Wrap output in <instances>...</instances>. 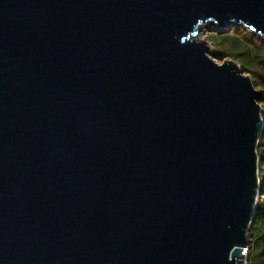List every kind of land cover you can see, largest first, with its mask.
Returning <instances> with one entry per match:
<instances>
[{
	"label": "water",
	"instance_id": "water-1",
	"mask_svg": "<svg viewBox=\"0 0 264 264\" xmlns=\"http://www.w3.org/2000/svg\"><path fill=\"white\" fill-rule=\"evenodd\" d=\"M210 24L264 0H0V264L245 263L263 92Z\"/></svg>",
	"mask_w": 264,
	"mask_h": 264
},
{
	"label": "trees",
	"instance_id": "trees-1",
	"mask_svg": "<svg viewBox=\"0 0 264 264\" xmlns=\"http://www.w3.org/2000/svg\"><path fill=\"white\" fill-rule=\"evenodd\" d=\"M209 39L218 49L211 54L217 60L230 56L239 60L258 91L263 92L258 103L264 117V42L254 37L248 29L232 26L230 31L215 29L208 33ZM259 181L262 194L257 204V216L248 232V264H264V134L258 147Z\"/></svg>",
	"mask_w": 264,
	"mask_h": 264
},
{
	"label": "rangeland",
	"instance_id": "rangeland-1",
	"mask_svg": "<svg viewBox=\"0 0 264 264\" xmlns=\"http://www.w3.org/2000/svg\"><path fill=\"white\" fill-rule=\"evenodd\" d=\"M234 26V25H233ZM232 27V26H231ZM231 27L230 28H228V27H225V28H223V29H221V30H224V31H230V29H231ZM236 27H240V26H236ZM243 28V27H242ZM215 29H219L218 27H216L215 25H212V24H210V25H206V26H204L203 28H202V30L199 32V34H198V36H197V38L199 39V40H206L207 41V43H208V45H209V55L212 57V58H214L213 57V55H211V54H213V53H215V51L218 49L216 46H214L213 45V43H212V41L209 39V37H208V33H212L213 31H215ZM244 29H246V28H244ZM253 35V34H252ZM254 37H257V38H259V39H261L260 37H258V36H256V35H253ZM261 41H263L264 42V40L263 39H261ZM217 62H219V63H222L223 61H226V60H234L236 63H238V65L241 67V69H243V67H242V65L240 64V62H239V60H237V59H234V58H231L230 56H226V57H223L222 59H220V60H217L216 58H214ZM244 71V70H243Z\"/></svg>",
	"mask_w": 264,
	"mask_h": 264
},
{
	"label": "built area",
	"instance_id": "built-area-1",
	"mask_svg": "<svg viewBox=\"0 0 264 264\" xmlns=\"http://www.w3.org/2000/svg\"><path fill=\"white\" fill-rule=\"evenodd\" d=\"M248 249H249V243L246 247L243 248L242 252L243 254L245 255V263L244 264H248V261H247V253H248Z\"/></svg>",
	"mask_w": 264,
	"mask_h": 264
}]
</instances>
